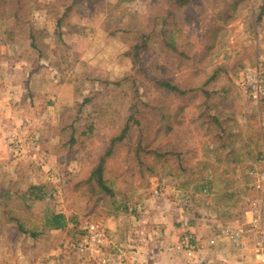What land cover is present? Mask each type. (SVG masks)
Returning <instances> with one entry per match:
<instances>
[{"label":"rangeland","instance_id":"rangeland-1","mask_svg":"<svg viewBox=\"0 0 264 264\" xmlns=\"http://www.w3.org/2000/svg\"><path fill=\"white\" fill-rule=\"evenodd\" d=\"M171 3L0 0V264H146L152 242L180 260L185 235L212 234L209 214L242 218L255 193L239 162L264 152V101L243 82L264 71V0ZM131 116L104 173L116 196L95 193L90 173ZM139 140L160 156H137ZM53 212L68 225L46 228Z\"/></svg>","mask_w":264,"mask_h":264},{"label":"built area","instance_id":"built-area-1","mask_svg":"<svg viewBox=\"0 0 264 264\" xmlns=\"http://www.w3.org/2000/svg\"><path fill=\"white\" fill-rule=\"evenodd\" d=\"M243 82L245 91L254 102L264 101V71L259 65L247 68ZM244 167L248 179L246 189L255 194L245 197L242 218L219 223L217 216L209 214L205 220L215 223L211 235L200 239L187 234L181 240L178 248L185 253L186 264H230L231 261L232 264H264V152L248 158ZM89 230L105 238L104 232L95 226H90ZM222 245H228L236 253H248V258L226 259L221 252L218 253Z\"/></svg>","mask_w":264,"mask_h":264},{"label":"trees","instance_id":"trees-1","mask_svg":"<svg viewBox=\"0 0 264 264\" xmlns=\"http://www.w3.org/2000/svg\"><path fill=\"white\" fill-rule=\"evenodd\" d=\"M174 3H171L172 5L176 6V8H183L186 5L190 3L191 0H171ZM143 46H146V44H143ZM140 47L137 46L135 49H139ZM158 85L165 88L166 90H169L173 93H178L180 95H186L190 91L188 89L182 88L177 84L172 83L169 80H161L158 81ZM215 118V117H214ZM140 123L138 120H135L133 116L129 117L126 121L125 127L121 129V131L111 138L109 142V146L106 148L104 153L100 157V161L98 165L91 171L90 176L88 178V182L92 184L93 191L95 193L99 194H105L110 197L116 196V190L111 187L109 184V181L104 177V173L106 171V164L107 160L110 156L114 155L116 151L119 149V147L122 144L126 143V140L129 137L130 132L135 128L139 127ZM223 132H226L225 130H222ZM223 147H227V144H224ZM136 155L139 156L141 151H146L148 154H155L156 156H160L159 153L155 149H147L142 146L141 140H139L138 144L136 145ZM205 189V187H203ZM202 188V189H203ZM33 197L35 200L40 199L41 197H38L35 195L34 192H32ZM15 221L18 223V233H28V230L25 229L24 223L18 219L14 218ZM68 225V218L63 213H57L53 212L50 215L47 216L44 226L51 230H60L63 229ZM39 232H31V236H37Z\"/></svg>","mask_w":264,"mask_h":264},{"label":"crops","instance_id":"crops-1","mask_svg":"<svg viewBox=\"0 0 264 264\" xmlns=\"http://www.w3.org/2000/svg\"><path fill=\"white\" fill-rule=\"evenodd\" d=\"M261 139H262V147H264V130L262 129V131H261ZM249 157H245L244 159H242L240 162H239V164L242 166H244V163H245V161L248 159ZM253 158V157H252ZM238 164V163H237ZM236 164V165H237ZM205 187V186H204ZM207 188V187H206ZM203 190H204V188L203 189H201L200 191H201V193H203ZM156 193H158V192H156ZM235 214H236V211H233V210H231V211H227V216L228 217H235ZM210 215H213V214H210ZM232 218V219H233ZM217 219H218V221H221V219L217 216ZM230 220V219H229ZM233 221H235V220H233ZM155 228H157L158 229V231H159V233L161 234V236H162V239L164 240V242L165 241H168V240H170L171 238H172V234L174 233V231H173V229H172V225L171 224H167V223H161V225H159V226H154ZM152 243H154L153 244V246L151 245L150 247H149V249H150V252H155L156 254H154L152 257H148L145 261H146V264H186L187 262H186V258H182V259H176L175 257L174 258H172L173 256H170L169 254H164V257L163 258H159V256H157V254H161V252H159V250H158V248H159V246H162V244L163 243H160L158 246L156 245V242H152ZM163 247V246H162ZM164 248H165V246H164ZM163 248V249H164ZM222 250V251H221ZM221 252V254H223V256L225 257V254H227V253H229V254H231V253H235V251L234 250H232L229 246H227L226 247V245H222L221 247H220V251L218 252V253H220ZM167 253V252H166ZM159 260H160V262H159ZM230 260H233V259H230ZM140 262H142V261H140ZM217 262H219L218 260H217ZM220 264H225L224 262H219ZM141 264H143V263H141ZM230 264H232V261H231V263Z\"/></svg>","mask_w":264,"mask_h":264}]
</instances>
